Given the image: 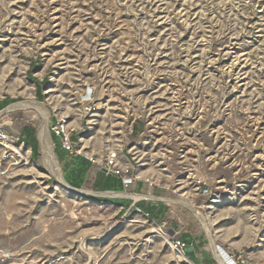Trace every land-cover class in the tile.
I'll return each mask as SVG.
<instances>
[{
    "label": "rangeland",
    "instance_id": "374dc122",
    "mask_svg": "<svg viewBox=\"0 0 264 264\" xmlns=\"http://www.w3.org/2000/svg\"><path fill=\"white\" fill-rule=\"evenodd\" d=\"M3 98L41 106L50 139L57 124L96 169L114 155L129 175L126 156L129 177L193 209L165 202L156 224L64 190L20 139L42 118L4 109L0 264H198L170 230L210 258L195 211L226 253L264 248V0H0Z\"/></svg>",
    "mask_w": 264,
    "mask_h": 264
},
{
    "label": "crops",
    "instance_id": "0c3cea01",
    "mask_svg": "<svg viewBox=\"0 0 264 264\" xmlns=\"http://www.w3.org/2000/svg\"><path fill=\"white\" fill-rule=\"evenodd\" d=\"M42 97V93L40 91V97ZM6 98L0 99V102L5 100ZM7 105L0 111H3L7 107ZM54 123V121H52ZM25 129H33L34 130V136L37 141V152L34 153L32 151V148L28 141L26 140L25 136ZM36 129L33 125L25 126L21 129L20 132V139L23 143H26V145L29 148L30 151V157L34 159L37 157L38 151L40 152V146L38 139L36 137ZM52 144H53V151L55 154V157L57 159L58 165L61 168L62 177L64 181L72 188L78 189L79 191L87 190L92 193H104V192H120V193H131V194H137V195H143V194H151L153 196H156L158 198H161L158 196L159 190L157 188H148L147 184L142 179L133 180V182L129 185H124L121 183L122 177H129L132 176V173L134 172L132 162L126 157H119L118 159V165L120 169H129L131 172L128 174H121L116 175L112 172H106L104 169L94 167L93 163L89 162L86 158V155H69L65 151L61 149L60 143L58 138L54 139L53 135L51 134ZM72 142H75L76 138L71 137ZM84 194V193H83ZM87 195V194H86ZM107 200L112 201L116 205L119 206V209L125 210V212L136 210L144 215H146L143 212V209L147 207H154V209H157L158 203H162L163 205L167 206L165 201L160 199H143L140 198L138 200H134L130 197H116V196H105ZM168 218L172 217V211L167 206V211L165 213V217L162 221V223H165ZM171 223V222H170ZM173 225H175L173 223ZM176 226H171L170 230L174 231L177 234V238L185 243V249L184 251L187 253V255L191 258L196 257V261L198 264H206L207 260L212 261L211 264H220L214 255L212 253H208L210 255V258L206 259L207 253L206 250L201 248L199 244H196L194 241V238H190L187 233L183 231L185 234H181L180 231H176ZM185 235L187 237H185ZM186 240L184 241L183 239ZM210 252V251H209ZM264 260V248L263 249H256V252H248L247 253V262L246 264H256L259 261Z\"/></svg>",
    "mask_w": 264,
    "mask_h": 264
},
{
    "label": "bare ground",
    "instance_id": "6f19581e",
    "mask_svg": "<svg viewBox=\"0 0 264 264\" xmlns=\"http://www.w3.org/2000/svg\"><path fill=\"white\" fill-rule=\"evenodd\" d=\"M11 110H34L41 118L42 122L38 127L36 137L39 142L40 146V161L41 164L44 166V168L48 171V174L56 179L58 182V185L61 186L64 190L73 193L76 190H74L72 187H70L63 179L62 177V172L61 168L58 165L57 159L55 157V154L53 152V146L51 143V139L48 133V128H47V122H48V112L44 110L41 106L31 102V101H21L18 103H15L13 105H10L9 107L6 108V111H11ZM1 114V113H0ZM81 193L84 194H97L101 196H116V197H130L133 198L134 200H138L140 198H145V199H160L168 203H173V204H182L189 209H193L191 206V203L181 200V199H172V198H158L155 197L151 194L148 195H137V194H129V193H120V192H104V193H92L87 190H82L80 191ZM194 211V210H193ZM194 215L198 218L200 223L202 224L206 235L208 237L210 246L213 251V255L216 258V260L220 264H232V260L228 257L227 253L216 246V243L213 240L212 233L210 231L209 226L207 225L205 218L197 211L194 212ZM174 255L178 257V259L182 256L180 252H174Z\"/></svg>",
    "mask_w": 264,
    "mask_h": 264
},
{
    "label": "built area",
    "instance_id": "2783aa9c",
    "mask_svg": "<svg viewBox=\"0 0 264 264\" xmlns=\"http://www.w3.org/2000/svg\"><path fill=\"white\" fill-rule=\"evenodd\" d=\"M51 131L54 132L57 136H60L61 138V147L67 151V153L69 155H81L79 150L74 149L72 142L70 141V138L67 134L64 133L63 129L61 127H58L57 124H55L54 126L51 127ZM3 140L8 141V139L6 138V136L1 135L0 136ZM87 160L91 163H95V161L93 160L92 157H87ZM110 159L107 160L105 167L103 168L106 172H112L116 175H121L120 171H118L117 169L113 170L112 168L114 167V163H113V159L115 158L114 155H111L109 157ZM125 173H127V171H125ZM133 178L132 177H122V183L126 186L129 185L133 182ZM201 193L203 195H209V191L208 189H203L201 191ZM173 248L176 252H180L182 253L185 247V243L182 242L181 240H179L178 238L173 239ZM228 257L232 260V264H246L247 262V252H245L244 250H241L237 253L234 254H229L227 253ZM256 264H264V260L263 261H259Z\"/></svg>",
    "mask_w": 264,
    "mask_h": 264
},
{
    "label": "trees",
    "instance_id": "16d2710c",
    "mask_svg": "<svg viewBox=\"0 0 264 264\" xmlns=\"http://www.w3.org/2000/svg\"><path fill=\"white\" fill-rule=\"evenodd\" d=\"M37 94L40 97V91H41V87L39 85H37ZM14 102L13 99L10 98H6L5 100H3L2 102H0V110L3 109L4 107H6L9 104H12ZM53 138L56 139L58 138L60 146H61V138L60 136H57L54 132H52ZM25 136H26V140L28 141V143L30 144L32 151L34 153L37 152V141L35 139L34 136V130L33 129H25ZM61 149L63 151H65L62 147ZM67 153V151H65ZM122 183V181H121ZM123 184V183H122ZM99 201H103L105 203L108 204H115L112 201H109L107 199H98ZM167 211V206L163 205L162 203H158L157 205V209H154V207H147L145 209H143V212L146 214V216L148 217L149 220L153 221L156 224H161L164 217H165V213ZM185 237H187L185 235ZM184 241L186 240L183 239ZM212 261L207 260L206 264H211Z\"/></svg>",
    "mask_w": 264,
    "mask_h": 264
},
{
    "label": "water",
    "instance_id": "95a60500",
    "mask_svg": "<svg viewBox=\"0 0 264 264\" xmlns=\"http://www.w3.org/2000/svg\"><path fill=\"white\" fill-rule=\"evenodd\" d=\"M74 190H76L75 192H73V194L75 195H81V192L78 189L73 188ZM101 196V195H98Z\"/></svg>",
    "mask_w": 264,
    "mask_h": 264
}]
</instances>
